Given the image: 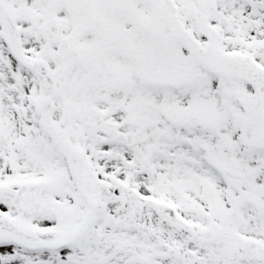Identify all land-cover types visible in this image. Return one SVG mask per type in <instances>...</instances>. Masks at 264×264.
<instances>
[{
  "label": "snow or ice",
  "instance_id": "obj_1",
  "mask_svg": "<svg viewBox=\"0 0 264 264\" xmlns=\"http://www.w3.org/2000/svg\"><path fill=\"white\" fill-rule=\"evenodd\" d=\"M0 264H264V0H0Z\"/></svg>",
  "mask_w": 264,
  "mask_h": 264
}]
</instances>
